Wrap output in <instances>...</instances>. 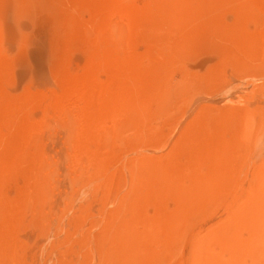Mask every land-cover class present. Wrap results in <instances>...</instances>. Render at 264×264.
Segmentation results:
<instances>
[{
	"label": "rangeland",
	"instance_id": "374dc122",
	"mask_svg": "<svg viewBox=\"0 0 264 264\" xmlns=\"http://www.w3.org/2000/svg\"><path fill=\"white\" fill-rule=\"evenodd\" d=\"M0 264H264V0H0Z\"/></svg>",
	"mask_w": 264,
	"mask_h": 264
},
{
	"label": "bare ground",
	"instance_id": "6f19581e",
	"mask_svg": "<svg viewBox=\"0 0 264 264\" xmlns=\"http://www.w3.org/2000/svg\"><path fill=\"white\" fill-rule=\"evenodd\" d=\"M115 32V31H114ZM119 32V31H118ZM68 116V115H67ZM93 121V120H92ZM72 125V124H71ZM75 130V129H74ZM74 132H76V131H74Z\"/></svg>",
	"mask_w": 264,
	"mask_h": 264
}]
</instances>
